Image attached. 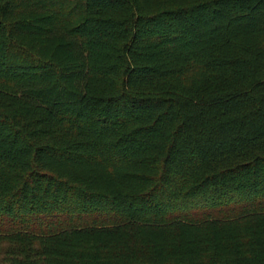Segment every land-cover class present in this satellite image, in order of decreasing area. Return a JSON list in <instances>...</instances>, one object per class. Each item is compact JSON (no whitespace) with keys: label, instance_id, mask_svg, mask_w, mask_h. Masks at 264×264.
<instances>
[{"label":"trees","instance_id":"16d2710c","mask_svg":"<svg viewBox=\"0 0 264 264\" xmlns=\"http://www.w3.org/2000/svg\"><path fill=\"white\" fill-rule=\"evenodd\" d=\"M0 264H264V0H0Z\"/></svg>","mask_w":264,"mask_h":264}]
</instances>
